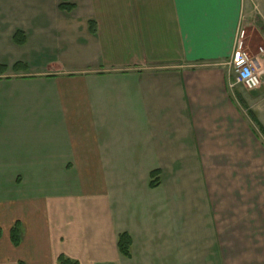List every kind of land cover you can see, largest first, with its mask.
I'll return each instance as SVG.
<instances>
[{
  "label": "crops",
  "instance_id": "crops-1",
  "mask_svg": "<svg viewBox=\"0 0 264 264\" xmlns=\"http://www.w3.org/2000/svg\"><path fill=\"white\" fill-rule=\"evenodd\" d=\"M58 2L0 0V264H264V136L227 64L255 0Z\"/></svg>",
  "mask_w": 264,
  "mask_h": 264
},
{
  "label": "rangeland",
  "instance_id": "rangeland-1",
  "mask_svg": "<svg viewBox=\"0 0 264 264\" xmlns=\"http://www.w3.org/2000/svg\"><path fill=\"white\" fill-rule=\"evenodd\" d=\"M254 1V0H253ZM256 4V7H251L245 9V13L247 15L248 21L246 20V27L243 29V42L245 44V48L247 52H249L251 55L254 54L256 48L258 46L264 47L263 41L260 42L258 39L257 34L259 33L264 35V0H255L254 2ZM230 80L232 79V76L229 75ZM5 94H9L8 90H4ZM3 90L0 88V99H2ZM38 93H32L31 91H27L26 93L20 94L22 95V99L26 102L29 103H34L38 102L41 99L34 98L37 96ZM262 92H259L257 94H252L251 91L246 90L243 86L241 85H236L233 88H230V96L236 101L238 106L240 105V108L242 110V113L248 117L247 115V110L252 109L254 105L258 102L259 105L263 106L264 102L262 101ZM241 101L244 102V107L241 104ZM255 107V106H254ZM264 108V106H263ZM251 125L256 131L258 135H261L262 137L264 136V125L261 126V128L257 127V125L251 121ZM264 139V137H263Z\"/></svg>",
  "mask_w": 264,
  "mask_h": 264
},
{
  "label": "built area",
  "instance_id": "built-area-1",
  "mask_svg": "<svg viewBox=\"0 0 264 264\" xmlns=\"http://www.w3.org/2000/svg\"><path fill=\"white\" fill-rule=\"evenodd\" d=\"M242 39L243 30L238 29L227 61L229 75L232 76L229 80V88L241 85L248 91H255L262 87L264 100V66L260 67L256 57L247 52ZM257 52L261 54L264 49L258 47ZM261 60L264 63V58Z\"/></svg>",
  "mask_w": 264,
  "mask_h": 264
},
{
  "label": "trees",
  "instance_id": "trees-1",
  "mask_svg": "<svg viewBox=\"0 0 264 264\" xmlns=\"http://www.w3.org/2000/svg\"><path fill=\"white\" fill-rule=\"evenodd\" d=\"M74 6L75 5L72 2V0H59V2H58V8L61 11L70 12L74 8ZM90 29L92 31L94 30L92 26H90ZM14 37H15V41L17 43L23 42L24 36H23L22 32H16ZM241 103L243 106L245 105L243 101H241ZM247 115L259 128H261V125L259 124V122L257 121L253 112L250 109L247 110ZM151 173L156 174V171H153ZM151 184L152 185L156 184V182H151ZM9 234H10V240H11L12 244L14 246L18 245V243L20 242V227H19L18 222H15L11 226ZM0 235H1V230H0ZM130 243H131V238L127 232H121L118 234L117 247H118L119 252L122 255L129 256ZM16 264H24V263L22 261H17ZM57 264H78V262L75 260H72V259H70L64 255H60L57 258Z\"/></svg>",
  "mask_w": 264,
  "mask_h": 264
}]
</instances>
